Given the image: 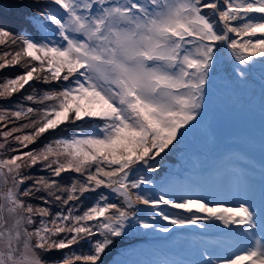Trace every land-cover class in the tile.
Segmentation results:
<instances>
[{"label":"snow or ice","instance_id":"1","mask_svg":"<svg viewBox=\"0 0 264 264\" xmlns=\"http://www.w3.org/2000/svg\"><path fill=\"white\" fill-rule=\"evenodd\" d=\"M24 22L0 26V264H102L129 230L189 226L239 249L156 264H264V194L154 179L218 59L264 67V0H31Z\"/></svg>","mask_w":264,"mask_h":264},{"label":"trees","instance_id":"2","mask_svg":"<svg viewBox=\"0 0 264 264\" xmlns=\"http://www.w3.org/2000/svg\"><path fill=\"white\" fill-rule=\"evenodd\" d=\"M30 10L31 0H23V4L19 0H0V26L15 33L23 32L26 28L24 15ZM28 30L31 31L30 28ZM218 60L222 68L215 69L214 72L218 74L223 69L232 79L220 91L221 101L207 106L199 121L189 129V139L182 137L178 148L182 150L180 154L170 152L166 155L176 165H182V168L174 173L179 177L175 181L195 178L197 181L192 186L203 191L214 189L217 175L225 171L237 157L244 154L243 152H248L256 146L252 144L255 141L251 138L253 135L260 136L264 133V102L260 104L252 93L255 90L258 93L261 90L264 92V67L257 63L251 67L247 78L242 80L232 74L230 70L233 65L226 58ZM190 139L199 141L192 144ZM188 149L192 151L185 153ZM159 159L160 171L154 177L157 183L165 182L166 176L171 175L169 166L166 163L161 165L162 160ZM189 163L196 164L198 172H187L190 175L187 176L184 170L190 168ZM168 184L175 187V183ZM141 215L143 216V211ZM152 232L129 230L106 252L102 264H156L158 261L171 260L168 256L177 257L175 252L189 251L190 241L187 237L175 235L168 240L146 239ZM54 255L58 256L59 253Z\"/></svg>","mask_w":264,"mask_h":264},{"label":"rangeland","instance_id":"3","mask_svg":"<svg viewBox=\"0 0 264 264\" xmlns=\"http://www.w3.org/2000/svg\"><path fill=\"white\" fill-rule=\"evenodd\" d=\"M219 65V66H218ZM218 66V67H217ZM218 68H222L220 63H219V60L217 61V64L214 66V69H218ZM16 71H18V69H13V70H10L8 73H6L7 75H12L14 74ZM232 72V70H230ZM223 73V74H222ZM0 75H4V74H0ZM229 74H225L224 70L222 69V72H220L219 74H216L214 72V70L212 71L211 73V76H210V80H209V84H208V88H207V93H206V96H205V101H204V105H203V109H202V113H205V110L207 108L208 105H212L213 103H216V102H219L221 101L220 98H219V93L220 91L224 88V86L230 82V80H232L231 78L228 77ZM237 78V77H236ZM243 80V79H242ZM260 89V88H258ZM261 90V89H260ZM254 94V96L256 97V100L260 103V104H263L264 102V92L261 90L260 93L257 92V90L253 91L252 92ZM209 96H208V95ZM202 115V114H201ZM222 118V117H221ZM221 123V122H219ZM186 139H189V132L187 133L186 136ZM252 139H255V141L252 143V144H257L261 141L260 137H259V134H255L251 137ZM192 144H194L195 142H198L199 139H190ZM181 145V142L171 151L172 154H180L181 153V149H178ZM192 149H188L185 153H189L191 152ZM251 155H253L257 160H263V157H264V154L262 153L261 150L257 149V148H252L250 151ZM170 153V152H169ZM168 153V154H169ZM159 160H162V163L161 165H163L164 163H166L168 166H169V173L171 175H168L166 176V178L164 179V181L166 183H175L176 181V178H179L177 177L176 175H174V173L176 171H179L180 170V166L179 165H176L174 162H172L171 160L168 159L167 156H163L159 159ZM36 171V169H33V171ZM264 170V169H262ZM185 171V174H187V176H190L189 173L187 172H191V171H195V172H198L197 168H187L184 170ZM181 173H184L181 171ZM163 178V177H162ZM161 178V179H162ZM158 180V179H157ZM184 181H187L189 184L191 185H195V181H197L195 178H188V179H184ZM230 190L233 194H237V189H239V191L241 193H244V186L241 182V177L240 175L238 176H235V177H231V181H230V184L227 186V188H225L224 190L228 193L227 190ZM158 223V222H157ZM160 224V223H158ZM192 228V227H191ZM204 230L206 235H203V239H205V241H210L209 240V234L211 233H220V234H223L224 235V231L223 230H211V229H208V228H205ZM150 234H153V236H159V235H162L164 233H159V232H152ZM167 235V234H166ZM216 241V240H215ZM212 242V241H211ZM217 242V241H216ZM219 243V242H218ZM233 244H235L233 241H232ZM220 243L219 245L215 244L214 242H212V244L210 245L211 247H214L218 250V252H220V254H225L224 251L219 248L220 247ZM237 246V244H235ZM204 246V245H203ZM238 248V246H237ZM202 247L201 246H198L196 247L195 249L192 250L191 252V259L192 261L193 260H198L200 259V251H201ZM239 249V248H238Z\"/></svg>","mask_w":264,"mask_h":264},{"label":"clouds","instance_id":"4","mask_svg":"<svg viewBox=\"0 0 264 264\" xmlns=\"http://www.w3.org/2000/svg\"><path fill=\"white\" fill-rule=\"evenodd\" d=\"M254 148H257V149L261 150L262 153L264 154V140L260 142V146L254 147ZM245 155H246V159H248V157L251 158V156H252L249 151L246 152ZM246 159H244V161H246ZM253 159L259 165V171H261V173L263 172V175L260 174L257 183L254 182L256 176L255 177L253 176L251 178V181L248 182V184H250V185H254V184L261 185L264 182V170H262V161L264 160V158H263L262 161L261 160H257L255 157ZM229 169H230L231 172H233V174H241L240 173V171L242 170V168H241V156H239L237 159H235L232 162V164L229 165ZM218 177H219V180L220 179L222 180V183H227V185L230 184L231 179H227L222 171L218 174ZM248 184H247V181H245V185L248 186ZM204 191H212L214 193H218V195H215V197H214L215 199L222 200L225 203H232V196L234 194L229 189H228V193L227 192L221 193V192L215 191L214 189H209V190H204ZM213 230H215V229H213ZM237 246L239 248V245H237ZM237 246L232 243L229 247H227V245H224L223 247L227 248L228 250H231V251H236V250H238ZM227 249L223 250L225 254H227L229 252V251H227Z\"/></svg>","mask_w":264,"mask_h":264}]
</instances>
